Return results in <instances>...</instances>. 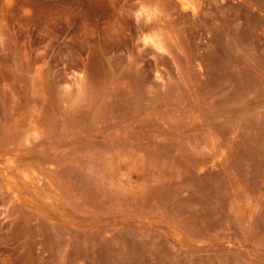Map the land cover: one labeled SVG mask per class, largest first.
<instances>
[{
  "label": "rangeland",
  "instance_id": "rangeland-1",
  "mask_svg": "<svg viewBox=\"0 0 264 264\" xmlns=\"http://www.w3.org/2000/svg\"><path fill=\"white\" fill-rule=\"evenodd\" d=\"M141 2L0 0V264H264V0Z\"/></svg>",
  "mask_w": 264,
  "mask_h": 264
},
{
  "label": "clouds",
  "instance_id": "clouds-1",
  "mask_svg": "<svg viewBox=\"0 0 264 264\" xmlns=\"http://www.w3.org/2000/svg\"><path fill=\"white\" fill-rule=\"evenodd\" d=\"M136 2L139 4V6L132 12L131 17L134 23L136 25H140V23L143 21L145 25L151 24L158 16L159 10L155 7H151L145 3H142L141 0H136ZM179 2L181 4L182 10L184 11L191 10L193 14H196V12L199 10L195 0H179ZM25 13L27 14V10H25ZM157 35L158 34L155 32L142 33L137 39V43L142 45L139 51L143 52L144 49L152 47L157 53H164L165 49L162 48L158 43ZM152 59H155V56H153ZM156 77L159 78L158 72L156 73Z\"/></svg>",
  "mask_w": 264,
  "mask_h": 264
},
{
  "label": "bare ground",
  "instance_id": "bare-ground-1",
  "mask_svg": "<svg viewBox=\"0 0 264 264\" xmlns=\"http://www.w3.org/2000/svg\"><path fill=\"white\" fill-rule=\"evenodd\" d=\"M160 24H161V23H160ZM157 41H158V43H159V44H160V46H161V42H162V41L160 42V40H159L158 38H157Z\"/></svg>",
  "mask_w": 264,
  "mask_h": 264
}]
</instances>
